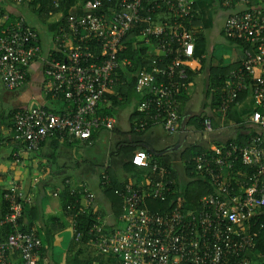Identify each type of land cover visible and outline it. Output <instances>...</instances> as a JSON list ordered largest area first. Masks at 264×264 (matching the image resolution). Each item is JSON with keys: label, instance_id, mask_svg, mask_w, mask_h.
<instances>
[{"label": "built area", "instance_id": "obj_1", "mask_svg": "<svg viewBox=\"0 0 264 264\" xmlns=\"http://www.w3.org/2000/svg\"><path fill=\"white\" fill-rule=\"evenodd\" d=\"M84 1L87 13L68 15L66 28L58 29L59 38L71 39L68 47L64 41L58 44L64 54L61 61L41 56L37 35L24 18L0 15L2 88L10 92L22 86L25 68L40 59L49 78L47 95L64 106L57 113L44 106L15 112L11 118L13 141L37 152L47 138L69 137L89 143L94 130H111L113 120L98 116L97 110L107 103L105 96L120 85L115 75L120 66L118 55L125 49L129 33H136L134 40L147 48L146 56L156 58L136 80L140 118L134 131L157 126L166 136L178 137L182 122L179 97L189 88L187 64L200 62L194 57L197 32L189 25L198 15L195 1ZM221 6L227 11L225 37L244 41L248 48L242 51L241 65L224 83L216 113L225 116L245 91L264 110V0H221ZM156 62L164 63L163 67ZM248 123L264 130V113L252 112ZM202 127L205 133L213 130L208 118L203 119ZM209 150L193 157L192 168L211 186L212 193L201 198L198 208L180 201L178 208L164 214L150 212L146 201L163 202L173 192L177 184L171 179L174 170L150 164L145 151L134 152L132 165L148 171L137 182L114 191L122 204L121 226L110 229L95 215L87 231V246L117 264H249L247 254L255 248L253 219L264 209V142L252 137L243 145L231 142L223 150ZM236 165L251 172H236ZM109 181L106 173L99 178L102 187ZM77 190L82 201L78 213H92L94 195L85 183ZM3 202L0 264H10L15 253L20 264H36L41 240L33 231H21L18 224L24 201L7 190ZM5 227L11 231L3 236ZM72 233L75 240L82 238L75 233L73 220Z\"/></svg>", "mask_w": 264, "mask_h": 264}, {"label": "crops", "instance_id": "obj_2", "mask_svg": "<svg viewBox=\"0 0 264 264\" xmlns=\"http://www.w3.org/2000/svg\"><path fill=\"white\" fill-rule=\"evenodd\" d=\"M218 1L220 7H222L221 0ZM195 5L199 14L197 27L203 33V12L196 1ZM76 8L74 7L75 11L73 8L67 10L68 15L87 13L85 10L82 12L81 9ZM1 11L12 15L13 19L20 17L25 19L29 27L37 35L42 57L52 56L54 52L60 51L58 44L60 45L62 41H64L63 45L66 47L71 44L69 37L59 38L58 29L62 20L61 13L42 21L40 17L36 19L33 16L30 8L25 3L14 4L6 0H0ZM27 13L30 14V18L27 16ZM225 14L227 17L226 10ZM226 17L219 23L221 35ZM195 29L197 32V28ZM217 39L215 38V40ZM223 39L225 41V37ZM226 43L229 42L226 41ZM212 45L213 42L206 39L205 65L202 71L197 72L198 69L195 71L192 69V65H198L199 62L192 61L187 64L188 71L196 73L191 78L189 88L183 94V98L180 101L182 115L184 118H187V124L190 118L196 116H204L211 120L212 132L219 136L214 143L209 145V149L217 147L216 144L218 143H224L218 139H222L227 133H231L233 135L231 137L234 138L241 126H251L248 120L252 112L259 111L264 113V110L254 102L251 96H244L242 100L237 102L230 113L225 116L212 112L210 99L206 97L209 68L230 65L237 66L243 60V49L231 44L233 52L227 60L214 59ZM151 52L148 54L152 56L156 54ZM25 72V82L16 90L5 91L0 82V191L12 190L18 195L19 200L24 201V213L22 216L24 225L32 224L34 230L43 236H45L46 232H50L53 237L50 244L44 243L43 250H45V254L38 256L36 264H73L74 256L79 249L73 250L74 248H72V219L70 213L65 212L63 203L61 202V194L64 193L65 186H68L71 192H77L79 184L85 183L95 197L91 210L92 214L98 216L100 221L110 229L120 227L119 220H115L114 218V205L110 200V198L113 200L114 197L110 194H104L99 185L100 176L106 172L117 183L121 184L127 179L123 164L131 160L134 152L142 149L143 145H147L155 153H160L168 145L155 148L158 139L160 136L163 137L161 138L162 140L168 138L157 126L140 132L134 131L135 125L140 118L137 112V102L128 106L122 105L111 108V101L108 100L106 104L99 107L97 115L113 120V128L111 130L104 128L94 130L89 143H81L69 137L65 139L56 137L47 138L37 152H31L25 145L17 144L13 141L10 115L13 112L41 106L53 111H59L63 110L64 106L58 100L53 101L47 95L49 82L43 72L40 59H34L25 68ZM117 92L118 89H114L111 91V95L114 96ZM135 114L136 117L133 118ZM141 132H144V134L139 136L138 134ZM175 139L177 141L178 137ZM95 142L101 143L109 150L114 149L113 153L109 156V162L104 165L101 173L96 175L92 171L87 170L84 165L85 158L76 150L79 146L88 147ZM129 148H135V150L130 153L124 151V149ZM113 156L116 159L111 160ZM87 164L92 167V163ZM175 173L177 175V182H175L181 185L185 180L184 174L177 170H175ZM51 224H53V227L49 228ZM87 249L86 255L87 253L91 254L88 246ZM82 254L84 256L85 251ZM91 255L96 258L88 262V264H115L114 260L110 258ZM79 258L81 261V257ZM247 259L249 264H264V256L259 253L253 254L250 252L247 254ZM10 264H20L16 253L12 256Z\"/></svg>", "mask_w": 264, "mask_h": 264}, {"label": "trees", "instance_id": "obj_3", "mask_svg": "<svg viewBox=\"0 0 264 264\" xmlns=\"http://www.w3.org/2000/svg\"><path fill=\"white\" fill-rule=\"evenodd\" d=\"M8 1V0H6ZM238 1V0H236ZM9 2V1H8ZM26 6H28L32 12L33 15H36L38 18L43 20L49 19L51 16H54L58 13L62 14V20L60 22L59 27L66 28V18L68 16L67 10L70 8L75 11L74 7H77L76 9H81L86 11V2L84 0H24L23 1ZM78 4V5H77ZM57 5V7H55ZM79 6V7H78ZM106 8V7H105ZM80 10V11H81ZM6 12L1 11V14H5ZM77 13V12H76ZM8 14V13H7ZM9 15V14H8ZM76 15V14H75ZM11 19H13L12 15H9ZM227 18V17H226ZM25 20V19H24ZM199 21V14L197 17L190 21V26L193 28H197V34L195 36L196 41V47H195V53L194 57L197 59H200L199 64H193L192 69L195 71L198 69L197 72L202 71L204 69L205 65V53H206V39L204 34L199 30L197 27ZM26 22V21H25ZM27 24V22H26ZM28 25V24H27ZM29 26V25H28ZM136 34V33H135ZM135 34L129 33L125 39H124V46L125 49L122 50L118 55V60L120 62V66L118 71H116L115 75H118L119 78V87L118 94L115 96L112 95H106V99L111 101V108L117 107V106H128L130 104H134L135 102L139 103L140 99L138 95L135 92V86H136V80L139 75V73L143 69H150V66L153 64V61L156 59L154 57H148L146 56L147 48L142 47L134 40ZM222 35L225 37L223 29H222ZM225 40L229 42L231 45H236L240 47L241 49L248 48V46L244 43V41L241 40H229L225 37ZM52 57L55 60L61 61L64 58V54L62 51L54 52L52 54ZM128 64H127V63ZM158 67H163L164 63H155ZM226 66V67H211L209 68V76L207 78V90H206V97L207 99H210V108L212 112L216 113L217 107L219 105L220 101V94L221 90L224 86L225 81L227 80L230 72L232 70H236L239 66ZM196 72L188 71L189 76V83L191 81V78ZM47 80H49L48 77H46ZM183 94L179 97V101L182 100ZM244 96H251L249 91L242 92L238 95L237 102L242 100ZM181 103V102H180ZM234 108V106L226 112L225 115L229 114L230 111ZM54 111V112H61ZM15 112H13L10 117L14 115ZM180 115L183 120L182 115V108L180 109ZM136 117V114L133 116V118ZM132 118V119H133ZM205 117L204 116H196L193 118H190L188 121V124L186 126V132L188 127L192 125L193 131L201 133L203 131L202 127V121ZM137 119V118H136ZM135 120V119H133ZM144 132H141L138 134L139 136H142ZM252 137H258L261 138V140L264 142V130L256 127V126H241L238 131L237 135L234 138H230L229 140L225 141L224 143H218L217 148L224 149L229 143L235 142L240 145H243L249 141ZM92 138V137H91ZM177 142V141H176ZM176 142L166 148H164L161 152L166 151L167 149L173 147ZM135 148H129L124 149L125 152L130 153L133 152ZM145 151L150 164H158L159 166L164 167L167 170L173 169V160H172V153L165 154L162 156H156L155 154L147 151L145 148L139 149V151ZM138 151V150H137ZM160 152V153H161ZM211 151L209 148H203V147H197V146H191V147H185L180 154L179 160L183 161V174L185 177V181L180 185L179 183L176 184V186H173V192L169 193L165 200L163 202L161 201H152L148 200L146 201V206L148 210L152 213H167L171 212L173 209L178 208V203L180 201H183L184 205L193 206L195 208H198V202L201 200L202 197L208 196L212 193L211 186L202 180L199 176H197L193 172L192 168V159L194 156L202 153H210ZM236 172L239 170L251 172V170H247L242 168L240 165H236ZM124 172L127 176L126 181L122 182L121 184L117 183L113 177H111L110 174L106 173L109 177V184L106 187H101L105 195H112L114 198L113 200L110 198L111 202L113 203V213L114 218L117 220L120 217V214L122 213V204L119 197H117L114 194L115 190H122L123 185L129 182L138 181L142 175H144L148 170L143 168H137L134 165H132L131 160L126 161L123 164ZM240 171V172H241ZM177 175L174 172L171 173V179L177 182L176 180ZM130 179V180H129ZM129 180V181H128ZM79 184L80 185H83ZM7 191H0V209L3 211L4 209V202H3V194ZM80 193L73 192L69 190L68 186H65L64 193L61 194V202L63 203V208L65 212L70 213V217L74 222V230L75 233H81L82 238L77 241L75 240V234H73V250H78L77 253L74 256L73 264H88V262L93 261L96 257L92 256L90 253H87L86 255V249H87V231L91 227L92 223L95 221V215L92 213L88 214H79V209L81 205L80 201ZM25 203H23L24 205ZM23 213H24V206H23ZM31 213V212H29ZM23 216V215H22ZM118 222V221H116ZM253 222H255L254 226L251 228V234L254 236L255 240V248L253 251L254 253H259L260 255L264 256V228H260L261 225H264V209L260 212L258 216H256L253 219ZM23 217L18 220L19 229L21 231H33L37 237L41 240V249L39 251V255H44L45 250H43V245L50 244L52 240V235L50 232H46L45 236L40 234L39 232L35 231L32 224L30 225H24ZM53 227V224L49 228ZM47 228V229H49ZM11 229L9 227H5L2 229L1 234L4 236L5 234L10 233ZM89 248V246H88ZM85 251V255L83 256V252ZM88 251V249H87ZM81 253V254H80ZM81 257V261L80 258ZM112 259V258H110ZM84 260V261H83ZM114 260V259H112ZM115 264L116 261L114 260Z\"/></svg>", "mask_w": 264, "mask_h": 264}, {"label": "rangeland", "instance_id": "obj_4", "mask_svg": "<svg viewBox=\"0 0 264 264\" xmlns=\"http://www.w3.org/2000/svg\"><path fill=\"white\" fill-rule=\"evenodd\" d=\"M195 1L199 5L200 10L203 12L202 13V29H203L204 36L206 37L208 41L213 42V45H212L213 58L224 60V61L227 60V58L232 54L233 48L229 43H226V40L224 41L223 39L224 36H222L219 31V23L226 17L225 10L222 7H220V3L218 0H195ZM27 16L30 18L29 13H27ZM33 16H35V18L38 19L36 15H33ZM215 38H218V39L215 40ZM193 128L194 127L190 125V127L187 129V137H186L184 146L179 151L172 153L174 171L177 170L178 172H183L184 163L183 161L179 160V158H180L181 151L185 147L197 146V147H203L207 149L209 148V145L211 143H214V141L219 136V135H215L214 132L205 133L203 131L202 133H198V132L193 131ZM231 136H233L231 133L230 134L227 133L224 137H222V139H218V140H221L220 142H225L226 140H228V138L230 139ZM161 138L163 137L160 136L155 148H160V146L162 145L170 146L176 142L175 137L171 138L167 136L168 139L164 138L163 140ZM76 150L81 156L85 158L84 165L87 168V170L92 171L94 175L101 173L104 165L109 162L110 154H112L114 151V149L109 150L107 147L103 146L99 142H95L94 144L88 147L79 146L77 147ZM114 159H116V157L113 156L111 160H114ZM87 163H92V167L88 165ZM84 170L85 169L83 167V171ZM89 248L92 254L101 256L96 251H94L91 247Z\"/></svg>", "mask_w": 264, "mask_h": 264}, {"label": "water", "instance_id": "obj_5", "mask_svg": "<svg viewBox=\"0 0 264 264\" xmlns=\"http://www.w3.org/2000/svg\"><path fill=\"white\" fill-rule=\"evenodd\" d=\"M186 126H187V118H183V120L181 122L180 133L178 135L177 143L173 147L167 149L166 151H164L162 153H155L147 145H143V148H145L147 151L155 154L156 156H162L165 154H170V153L179 151L184 146L185 141H186V137H187Z\"/></svg>", "mask_w": 264, "mask_h": 264}, {"label": "clouds", "instance_id": "obj_6", "mask_svg": "<svg viewBox=\"0 0 264 264\" xmlns=\"http://www.w3.org/2000/svg\"><path fill=\"white\" fill-rule=\"evenodd\" d=\"M178 140V139H177ZM177 143V142H176Z\"/></svg>", "mask_w": 264, "mask_h": 264}]
</instances>
